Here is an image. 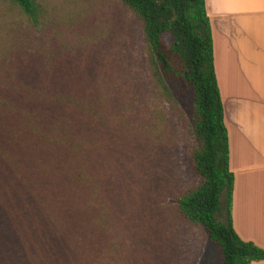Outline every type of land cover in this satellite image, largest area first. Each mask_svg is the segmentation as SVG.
Masks as SVG:
<instances>
[{"label":"trees","instance_id":"16d2710c","mask_svg":"<svg viewBox=\"0 0 264 264\" xmlns=\"http://www.w3.org/2000/svg\"><path fill=\"white\" fill-rule=\"evenodd\" d=\"M9 1L30 27L44 25L39 0ZM120 2L140 25L152 91L174 108L166 77L191 87L200 144L191 164L201 181L174 198V214L203 227L220 264L263 261L264 250L241 241L232 225L234 179L205 0ZM16 35L0 51V264L130 263L116 199L128 184L132 127L142 128L128 121L131 102L96 57L75 56L57 36ZM135 86L122 91L142 100Z\"/></svg>","mask_w":264,"mask_h":264},{"label":"rangeland","instance_id":"374dc122","mask_svg":"<svg viewBox=\"0 0 264 264\" xmlns=\"http://www.w3.org/2000/svg\"><path fill=\"white\" fill-rule=\"evenodd\" d=\"M39 1L46 10L44 25L30 27L17 5L0 0V51L11 46L8 39L17 33L24 39L31 35L43 41L63 38L75 56L92 55L100 67L106 66L113 76L111 84L121 89L127 105L131 102L130 125L141 123V129L132 127L136 135L131 141L132 159L126 165V192L116 199L123 205L129 229L124 241L125 254L131 255L127 264H220V255L207 241L203 227L177 218L173 210L174 198L201 181L191 164L192 152L200 147L192 130L191 87L166 77L174 108L152 91L141 61L140 25L120 0ZM133 85L143 90L142 100L122 91ZM220 203L223 214V197Z\"/></svg>","mask_w":264,"mask_h":264},{"label":"crops","instance_id":"0c3cea01","mask_svg":"<svg viewBox=\"0 0 264 264\" xmlns=\"http://www.w3.org/2000/svg\"><path fill=\"white\" fill-rule=\"evenodd\" d=\"M205 7L234 179L232 225L241 241L264 250V0Z\"/></svg>","mask_w":264,"mask_h":264}]
</instances>
